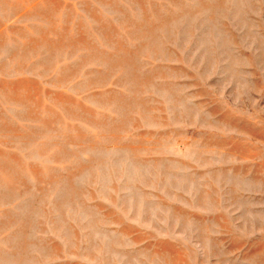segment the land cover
<instances>
[{
    "label": "rangeland",
    "instance_id": "obj_1",
    "mask_svg": "<svg viewBox=\"0 0 264 264\" xmlns=\"http://www.w3.org/2000/svg\"><path fill=\"white\" fill-rule=\"evenodd\" d=\"M0 264H264V0H0Z\"/></svg>",
    "mask_w": 264,
    "mask_h": 264
}]
</instances>
